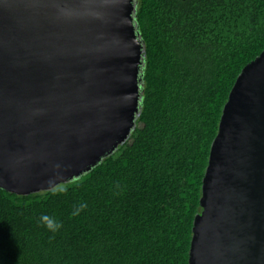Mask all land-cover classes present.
<instances>
[{
  "label": "water",
  "instance_id": "1",
  "mask_svg": "<svg viewBox=\"0 0 264 264\" xmlns=\"http://www.w3.org/2000/svg\"><path fill=\"white\" fill-rule=\"evenodd\" d=\"M137 0H0V188L68 183L122 145L142 106ZM189 264H264V50L212 142Z\"/></svg>",
  "mask_w": 264,
  "mask_h": 264
},
{
  "label": "trees",
  "instance_id": "2",
  "mask_svg": "<svg viewBox=\"0 0 264 264\" xmlns=\"http://www.w3.org/2000/svg\"><path fill=\"white\" fill-rule=\"evenodd\" d=\"M135 19L145 62L134 128L75 180L0 188V264H189L224 105L264 50V0H137Z\"/></svg>",
  "mask_w": 264,
  "mask_h": 264
},
{
  "label": "clouds",
  "instance_id": "3",
  "mask_svg": "<svg viewBox=\"0 0 264 264\" xmlns=\"http://www.w3.org/2000/svg\"><path fill=\"white\" fill-rule=\"evenodd\" d=\"M84 207H86V205H84V204L80 205L81 209ZM40 221L43 224V226L51 232H55L61 227L59 222H57L55 219H53L52 217H49L47 215L41 216Z\"/></svg>",
  "mask_w": 264,
  "mask_h": 264
}]
</instances>
